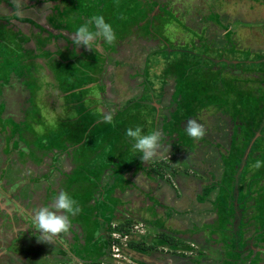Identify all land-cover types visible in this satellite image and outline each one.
Listing matches in <instances>:
<instances>
[{
	"label": "rangeland",
	"instance_id": "374dc122",
	"mask_svg": "<svg viewBox=\"0 0 264 264\" xmlns=\"http://www.w3.org/2000/svg\"><path fill=\"white\" fill-rule=\"evenodd\" d=\"M95 15L115 41L76 46ZM0 71V264H264V0H0ZM61 190L81 210L41 241Z\"/></svg>",
	"mask_w": 264,
	"mask_h": 264
},
{
	"label": "clouds",
	"instance_id": "9594fccd",
	"mask_svg": "<svg viewBox=\"0 0 264 264\" xmlns=\"http://www.w3.org/2000/svg\"><path fill=\"white\" fill-rule=\"evenodd\" d=\"M72 39L76 46L83 45L93 50V42L97 39L111 44L115 41L116 35L112 25L106 22L102 15H95L76 29ZM95 95L99 99V92ZM103 122L112 123L113 114L103 113ZM185 131L194 140L203 139L206 134L204 126L195 118H190L187 121ZM125 135L134 141L133 147L142 154L140 158L143 162L151 161L154 158L163 156L165 152H169L170 144L161 143L163 137L158 130L144 134L141 126H136L134 129L129 127ZM254 166L259 168L261 163L257 161ZM80 210L77 202L66 191L61 190L50 205L41 206L33 210L32 214H30V222L40 233L39 239L41 241L52 243L60 237L61 233H67L71 229V217L78 214ZM117 224L115 223V226ZM113 232L125 235L119 230ZM110 237L113 240L109 247L118 246L119 239L112 235ZM127 245V242H125V246Z\"/></svg>",
	"mask_w": 264,
	"mask_h": 264
},
{
	"label": "trees",
	"instance_id": "16d2710c",
	"mask_svg": "<svg viewBox=\"0 0 264 264\" xmlns=\"http://www.w3.org/2000/svg\"><path fill=\"white\" fill-rule=\"evenodd\" d=\"M197 96H199L198 98H202V94H197ZM210 98H211V96H210ZM222 100V99H221ZM209 105H213V103H212V99H211V101H210V104ZM97 164H99V162H97ZM97 168H98V172H97V176H98V174H100L101 173V171H100V167H99V165H97ZM155 169L156 168H153L152 170H153V172H155L156 174H159V173H157L156 171H155ZM95 177V176H94ZM81 181V180H80ZM203 189V188H202ZM203 192L205 193V190H203ZM199 198H201V196L199 197ZM127 218H124V220H123V222H118V224L115 226H113V228H112V231H116V230H119L120 232H122L123 234H126V230H128V223H127ZM110 224V223H109ZM159 235L162 237V238H164V240L165 241H168L169 243H171V244H176L177 243V240H174V237L171 235V234H165V233H163L162 231H160V233H159ZM111 236V234H108L107 235V239H106V245H108V246H110V244H111V242H112V240H113V238L112 237H110ZM141 240H143V241H148V239H141ZM141 240H131V241H127V244H130L132 247H134V248H144V247H151L150 246V243L149 244H147V246H144L143 244H142V242H140ZM129 245V246H130Z\"/></svg>",
	"mask_w": 264,
	"mask_h": 264
},
{
	"label": "bare ground",
	"instance_id": "6f19581e",
	"mask_svg": "<svg viewBox=\"0 0 264 264\" xmlns=\"http://www.w3.org/2000/svg\"><path fill=\"white\" fill-rule=\"evenodd\" d=\"M91 6H93V5H91ZM91 6H90V7H91ZM104 7H105V6H104ZM96 10H98V9H96ZM96 10H95V11H96ZM120 20H121V19H120ZM122 22H123V21H122ZM125 35H126V34H125ZM1 71H2V70H1ZM1 71H0V72H1ZM3 75H4V74H3ZM68 133H69V132H68ZM40 134H42V133H40ZM34 139H35V138H34ZM35 144H36V143H35ZM182 252H183V251H182Z\"/></svg>",
	"mask_w": 264,
	"mask_h": 264
},
{
	"label": "crops",
	"instance_id": "0c3cea01",
	"mask_svg": "<svg viewBox=\"0 0 264 264\" xmlns=\"http://www.w3.org/2000/svg\"><path fill=\"white\" fill-rule=\"evenodd\" d=\"M71 107H72L71 105H68V108H69V109H71ZM93 109H95V108H93ZM94 111H95V110H94Z\"/></svg>",
	"mask_w": 264,
	"mask_h": 264
}]
</instances>
